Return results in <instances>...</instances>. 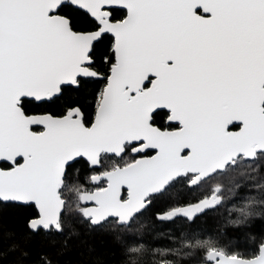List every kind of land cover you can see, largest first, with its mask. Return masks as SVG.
<instances>
[{"label": "snow or ice", "instance_id": "6c2138e0", "mask_svg": "<svg viewBox=\"0 0 264 264\" xmlns=\"http://www.w3.org/2000/svg\"><path fill=\"white\" fill-rule=\"evenodd\" d=\"M5 208L0 264H264V0H0Z\"/></svg>", "mask_w": 264, "mask_h": 264}, {"label": "trees", "instance_id": "16d2710c", "mask_svg": "<svg viewBox=\"0 0 264 264\" xmlns=\"http://www.w3.org/2000/svg\"><path fill=\"white\" fill-rule=\"evenodd\" d=\"M18 227L19 225L14 221L13 213L10 209L5 208L0 210V246H6L7 243L6 234L8 232L15 231ZM75 227L77 228V230L82 231V229H80L79 226H75ZM80 238L82 237L73 236L70 243H76ZM95 242L98 244L99 247H103L102 245H99L98 241ZM46 250L52 251V249H46ZM3 264H7V261L5 260Z\"/></svg>", "mask_w": 264, "mask_h": 264}]
</instances>
